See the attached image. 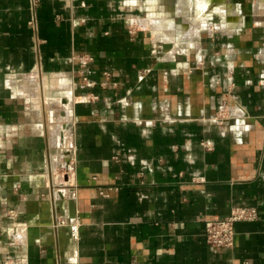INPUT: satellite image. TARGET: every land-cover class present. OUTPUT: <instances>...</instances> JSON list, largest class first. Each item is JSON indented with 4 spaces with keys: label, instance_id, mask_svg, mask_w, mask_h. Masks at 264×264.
<instances>
[{
    "label": "crops",
    "instance_id": "crops-1",
    "mask_svg": "<svg viewBox=\"0 0 264 264\" xmlns=\"http://www.w3.org/2000/svg\"><path fill=\"white\" fill-rule=\"evenodd\" d=\"M0 130V264H264V0H0Z\"/></svg>",
    "mask_w": 264,
    "mask_h": 264
},
{
    "label": "built area",
    "instance_id": "built-area-1",
    "mask_svg": "<svg viewBox=\"0 0 264 264\" xmlns=\"http://www.w3.org/2000/svg\"><path fill=\"white\" fill-rule=\"evenodd\" d=\"M224 111L217 114L214 119L216 121L226 120ZM3 142L2 132L0 130V147ZM101 194L109 196L105 190H101ZM259 219V210L256 206H234L229 215L223 218L205 220V235L207 242L215 247H231L235 242V223L239 221H255ZM72 235L74 238L79 236V224L72 223Z\"/></svg>",
    "mask_w": 264,
    "mask_h": 264
},
{
    "label": "bare ground",
    "instance_id": "bare-ground-1",
    "mask_svg": "<svg viewBox=\"0 0 264 264\" xmlns=\"http://www.w3.org/2000/svg\"><path fill=\"white\" fill-rule=\"evenodd\" d=\"M208 2H210V1H208ZM193 19H194V18H193ZM193 19H192V20H193ZM194 20H195V19H194ZM192 32H193V31H192ZM188 36H189V35H188ZM190 36H191V34H190Z\"/></svg>",
    "mask_w": 264,
    "mask_h": 264
}]
</instances>
